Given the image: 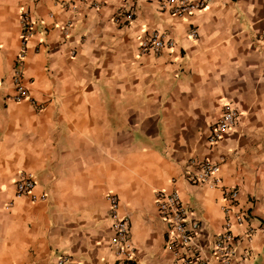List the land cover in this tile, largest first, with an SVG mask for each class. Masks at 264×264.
<instances>
[{
	"label": "crops",
	"instance_id": "obj_1",
	"mask_svg": "<svg viewBox=\"0 0 264 264\" xmlns=\"http://www.w3.org/2000/svg\"><path fill=\"white\" fill-rule=\"evenodd\" d=\"M191 1L206 7L174 17L155 0H0V264H117L109 195L130 226L128 264H174L155 194L179 193L205 245L225 222L223 187L253 231H234L229 264H264V0ZM22 14L34 31L20 71L40 108L12 100ZM153 31L174 46L142 54ZM226 105L238 120L211 147ZM190 159L217 163L220 187L187 183ZM20 172L34 188L16 197Z\"/></svg>",
	"mask_w": 264,
	"mask_h": 264
},
{
	"label": "built area",
	"instance_id": "obj_2",
	"mask_svg": "<svg viewBox=\"0 0 264 264\" xmlns=\"http://www.w3.org/2000/svg\"><path fill=\"white\" fill-rule=\"evenodd\" d=\"M160 9L167 11L171 16L180 17L192 15L202 11L206 7L204 1L191 0H155ZM132 14L125 16V22L132 21ZM20 43L21 50L17 58L14 70L15 95L12 100L15 102L28 100L36 108H40L30 99L22 72L20 71L23 53L28 39L34 31V22L28 14H22L20 19ZM190 37L196 38L195 30L190 32ZM174 46L173 41L166 40L158 32H150L140 40L139 50L142 54H158L165 48ZM239 114L230 105L224 106L221 115L212 127L208 137V144L216 146L223 139L224 135L235 125ZM219 165L207 160L190 159L184 179L192 186H207L217 188L221 185L218 177ZM34 188L32 177L25 173H18L15 182V196L23 197L30 195ZM222 199L224 201L225 222L220 233L215 235L212 241L207 244L201 242L204 225L193 215L192 211L183 203L179 193L173 191L165 193L159 191L155 194L154 205L158 216L166 223L170 237L166 242V248L172 250L175 255L174 264H210L212 260L220 264H229L237 254V244L240 236L235 234L238 228H244L243 237L249 240L252 237V228L247 223L250 215L247 210L241 208L238 202V190L221 188ZM109 202V217L111 221V245L119 256L117 264H128L134 259L135 249L130 245V226L128 220L119 215L118 199L115 196L107 197ZM65 258L57 261V264H64Z\"/></svg>",
	"mask_w": 264,
	"mask_h": 264
}]
</instances>
